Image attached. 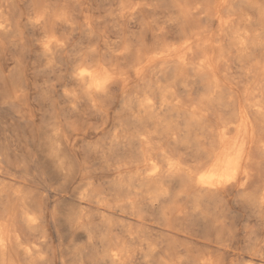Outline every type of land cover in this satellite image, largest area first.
<instances>
[{
  "label": "bare ground",
  "instance_id": "obj_1",
  "mask_svg": "<svg viewBox=\"0 0 264 264\" xmlns=\"http://www.w3.org/2000/svg\"><path fill=\"white\" fill-rule=\"evenodd\" d=\"M0 264H264V0H0Z\"/></svg>",
  "mask_w": 264,
  "mask_h": 264
},
{
  "label": "snow or ice",
  "instance_id": "obj_2",
  "mask_svg": "<svg viewBox=\"0 0 264 264\" xmlns=\"http://www.w3.org/2000/svg\"><path fill=\"white\" fill-rule=\"evenodd\" d=\"M81 75H84V73H81ZM100 86V82L98 81L97 82V87H99ZM203 179V178H202Z\"/></svg>",
  "mask_w": 264,
  "mask_h": 264
}]
</instances>
